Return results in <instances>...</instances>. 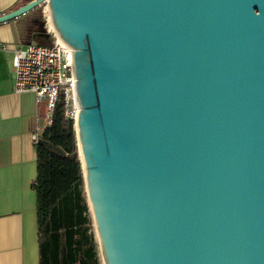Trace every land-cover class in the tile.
<instances>
[{
  "label": "water",
  "instance_id": "95a60500",
  "mask_svg": "<svg viewBox=\"0 0 264 264\" xmlns=\"http://www.w3.org/2000/svg\"><path fill=\"white\" fill-rule=\"evenodd\" d=\"M25 1L0 25L47 4L75 51L102 263L264 264V0Z\"/></svg>",
  "mask_w": 264,
  "mask_h": 264
},
{
  "label": "crops",
  "instance_id": "0c3cea01",
  "mask_svg": "<svg viewBox=\"0 0 264 264\" xmlns=\"http://www.w3.org/2000/svg\"><path fill=\"white\" fill-rule=\"evenodd\" d=\"M25 2L0 0V16ZM33 12L0 25V264H40L37 146L31 139L36 104L32 94L15 92L12 70L17 47L47 43L37 40V34L29 40L31 35L21 25Z\"/></svg>",
  "mask_w": 264,
  "mask_h": 264
},
{
  "label": "trees",
  "instance_id": "16d2710c",
  "mask_svg": "<svg viewBox=\"0 0 264 264\" xmlns=\"http://www.w3.org/2000/svg\"><path fill=\"white\" fill-rule=\"evenodd\" d=\"M44 140L59 148L37 145L38 227L40 264H102L95 244L87 245L81 203L83 178L77 158L73 121L64 105L56 110L53 128Z\"/></svg>",
  "mask_w": 264,
  "mask_h": 264
},
{
  "label": "built area",
  "instance_id": "2783aa9c",
  "mask_svg": "<svg viewBox=\"0 0 264 264\" xmlns=\"http://www.w3.org/2000/svg\"><path fill=\"white\" fill-rule=\"evenodd\" d=\"M46 9L47 23L50 26V15L47 7ZM55 38L56 41L50 45L26 44L13 51L15 92L32 94L35 98L36 126L31 138L35 146L53 128L56 110L61 104L70 121H76L80 108L75 83V51ZM2 49L7 50L6 47Z\"/></svg>",
  "mask_w": 264,
  "mask_h": 264
},
{
  "label": "rangeland",
  "instance_id": "374dc122",
  "mask_svg": "<svg viewBox=\"0 0 264 264\" xmlns=\"http://www.w3.org/2000/svg\"><path fill=\"white\" fill-rule=\"evenodd\" d=\"M46 7H47V5H44L42 8H39L38 10L33 12L32 14H29L28 17H25L21 21V23L24 21L21 25L23 26V24H25V28H26L27 27L26 25H28V23H30L34 19H38L39 27H40L39 32L44 31V32H46V34L49 35V40H47V44L50 45L56 41V38H55V35L52 33L49 24L47 23ZM75 123H76V121H75V119H73L74 131H75V135H76ZM76 141H77V135H76ZM76 155H77V158H78L80 165H81V172H82V178H83V185L81 186V189H80L81 190V200H82L81 203L83 206L87 207L86 211L83 214V218L85 221L84 225H83V229L87 233V242L86 243H87V245L95 244V246H97V249L99 251V257H100L101 262H102V257H101L100 248H99V242H98V238H97V234H96L95 223H94V219H93V215H92L90 206L88 205L89 204L88 194H87L86 182H85V178H84L82 163H81L79 149H78V142H77Z\"/></svg>",
  "mask_w": 264,
  "mask_h": 264
},
{
  "label": "bare ground",
  "instance_id": "6f19581e",
  "mask_svg": "<svg viewBox=\"0 0 264 264\" xmlns=\"http://www.w3.org/2000/svg\"><path fill=\"white\" fill-rule=\"evenodd\" d=\"M47 5V4H45ZM48 8V6H47ZM47 10V9H46ZM53 24L51 22V19H50V29L52 31V33L55 35V37H57L61 42L62 40L58 37L57 33L55 32V29H53ZM80 110V108H79ZM79 110H78V115L76 117V123H75V129H76V135H77V141H78V149H79V154H80V159L82 160L83 162V168L85 169V177H87V172H86V167H85V164H84V157H83V147H82V142H81V137H80V130H79ZM86 182V188H87V194H88V202H89V206H90V209H91V212H92V215H93V211H92V206L90 205L91 204V200H90V194H89V187H88V180L86 178L85 180Z\"/></svg>",
  "mask_w": 264,
  "mask_h": 264
},
{
  "label": "flooded vegetation",
  "instance_id": "af4514ba",
  "mask_svg": "<svg viewBox=\"0 0 264 264\" xmlns=\"http://www.w3.org/2000/svg\"><path fill=\"white\" fill-rule=\"evenodd\" d=\"M27 27L25 28V24H24V30L30 34L31 36L29 37V40H32L33 35L39 34V22L38 19H34L33 21H31L30 23H28V25H26ZM37 40H39L38 37H36Z\"/></svg>",
  "mask_w": 264,
  "mask_h": 264
}]
</instances>
